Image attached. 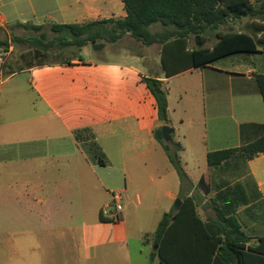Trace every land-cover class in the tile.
<instances>
[{"label": "crops", "instance_id": "obj_1", "mask_svg": "<svg viewBox=\"0 0 264 264\" xmlns=\"http://www.w3.org/2000/svg\"><path fill=\"white\" fill-rule=\"evenodd\" d=\"M251 4L259 8L263 2ZM126 16L122 0H0V33L20 30L11 28L17 23L83 24ZM262 25L264 13L231 19L221 32L261 38ZM145 48L146 54H133L141 67L81 58L71 65L3 76L0 96L5 103L30 105L24 129L0 138V264H159V256L152 255L157 252L152 235L166 213L177 212L181 195L198 198L204 220L215 218L217 204H229L249 244L264 237V154L246 160L237 153L212 168L207 162L210 152L240 148L264 133L253 127L241 135L244 124L264 127V101L256 81L264 75L263 50L167 78L161 46ZM24 74L28 77L17 78ZM143 78H157L166 88L168 126L183 147L181 162L190 181L182 190L154 137L160 126L156 102ZM130 80L138 92H129ZM103 116L107 122L100 121ZM85 128L94 133L107 167L93 162L84 143L77 142L75 132ZM130 157L138 175L134 212H126L125 194L131 189L122 183V173L132 168ZM201 178L210 184L209 194L199 188ZM114 194L122 196L119 213ZM107 208L110 221L104 222L102 210Z\"/></svg>", "mask_w": 264, "mask_h": 264}, {"label": "trees", "instance_id": "obj_2", "mask_svg": "<svg viewBox=\"0 0 264 264\" xmlns=\"http://www.w3.org/2000/svg\"><path fill=\"white\" fill-rule=\"evenodd\" d=\"M127 16L121 19H107L83 24H51L52 36L45 31L44 25L17 23L12 29H25L39 34L25 37L15 36L16 45H28L30 50L19 57L6 58L0 64L4 77L20 73L32 67L45 65H71L75 58L63 57L62 51L69 50L73 55L89 45L116 44L129 36L144 46H161V64L167 78L188 69L213 65L218 61L238 53H264V35L221 32L231 19L255 16L264 13V0L259 8H254L251 0H122ZM160 30L153 31L154 27ZM264 28V25H262ZM195 48H190L191 39ZM212 38L218 42L209 48ZM9 44L0 40V48L7 50ZM56 55L58 61H50ZM31 58L36 63L28 62ZM81 59L79 55L77 57ZM43 59V60H42ZM257 85L264 101V75L256 76ZM156 102L160 126L154 130V137L166 152L181 182V190L190 181L185 172L180 153L181 144L171 135L167 144L162 136L163 126H168V98L164 83L157 78H143ZM255 124L241 126V135ZM77 142L84 143L91 160L101 167L109 161L95 140L89 128L75 132ZM240 153L246 160L264 154V133L240 148L210 152L207 156L209 167H217L227 162L233 155ZM199 188L209 194L210 184L201 178ZM181 205L177 212L166 213L152 235L159 256V264H264V237L255 245L242 230L229 204L213 208L215 218L204 220L199 213V201L194 195L180 196ZM104 222L110 221L101 215ZM149 235L145 236L147 240Z\"/></svg>", "mask_w": 264, "mask_h": 264}, {"label": "rangeland", "instance_id": "obj_3", "mask_svg": "<svg viewBox=\"0 0 264 264\" xmlns=\"http://www.w3.org/2000/svg\"><path fill=\"white\" fill-rule=\"evenodd\" d=\"M158 30H160L159 26L153 28V31H158ZM222 30L225 31L226 27L225 26L222 27ZM42 31H45L50 36L53 35L52 32L50 31L49 25L44 26V29ZM34 34L35 35L39 34V32H35L33 30H25V29H20L16 31H12L9 29L8 34H4L1 32L0 39L9 44L7 49H9L10 47L12 48L11 49L12 51H11V54L8 60L14 57H19L22 54H26L30 50L28 45L22 46V45L14 44L13 38L15 36L25 37V36L34 35ZM215 42H216V39L212 38V40L207 44V46L211 47L212 45H214ZM101 44H102V47L98 50H95L92 45H89V46L84 47L81 52H77V54L75 55L70 53L69 50H63L61 55H63V57L75 58V60H77L78 59L77 57L80 55L82 60L85 63H91V61H94L96 63L121 64L127 67H131L135 65L141 67L139 63L140 62L139 57L133 54L143 55V54H146V51H147V49L145 48L146 46L142 45L140 42L135 41L131 37H125L124 39H122L116 44H108V43H101ZM194 44H195V40L193 38L190 41V46H194ZM3 50L4 48H0V53ZM56 55H58V52H56L55 55L51 56L50 58L51 62L58 61L56 58ZM37 61H38L37 59L31 58L28 62L36 63ZM27 77H28V74H24L21 77H17V78L21 79V78H27ZM134 82L135 81L133 80L129 81V84H128L129 92H138L136 88V84ZM29 105H30L29 102L25 104L21 101H10L8 103H5L3 99V95L0 96V138L1 137L6 138L5 136H9V132H12L14 130L24 129L25 124L28 123V119L25 113H26V108ZM118 116L119 117L124 116V112L119 114ZM108 119L109 118L107 116L105 117L103 116L100 121L107 122ZM92 123L93 122H91V127H90L91 129L93 125ZM87 124L88 122H80V125L82 126L87 125ZM128 162H129L128 164L129 168L130 166L132 168L127 170L128 171L127 175L125 172L122 173L123 174L122 183L126 181L128 184V187L131 189L127 194H125L126 201H127L126 212H134L135 207H136V198H135L136 193H134V190H136L137 188L136 179L138 175L136 174L137 172H136L135 165H134L135 160L132 162V157H130ZM115 170H116L115 168L113 171L112 169H108L109 172H115ZM148 185L151 186V184H148ZM145 200L147 201V203L153 202L152 196L149 194H146ZM209 208L211 209V206H209ZM151 229H155L154 226H152Z\"/></svg>", "mask_w": 264, "mask_h": 264}, {"label": "built area", "instance_id": "obj_4", "mask_svg": "<svg viewBox=\"0 0 264 264\" xmlns=\"http://www.w3.org/2000/svg\"><path fill=\"white\" fill-rule=\"evenodd\" d=\"M12 48L10 47L9 49L7 50H3L1 53H0V64L3 63V61L8 58L11 54V50ZM3 74L2 72L0 71V82L3 81ZM121 201H122V196L121 194H114L113 195V202H114V210L116 213H119L121 210H122V204H121ZM110 215V211L107 209H103L102 210V216L103 217H107Z\"/></svg>", "mask_w": 264, "mask_h": 264}, {"label": "water", "instance_id": "obj_5", "mask_svg": "<svg viewBox=\"0 0 264 264\" xmlns=\"http://www.w3.org/2000/svg\"><path fill=\"white\" fill-rule=\"evenodd\" d=\"M93 48L95 50H98L102 47V44H95V45H92ZM171 135H172V129L170 126H163L162 128V136H163V139L164 141L169 144L170 141H171ZM176 207L179 208L180 205H181V201L180 200H177L176 203H175Z\"/></svg>", "mask_w": 264, "mask_h": 264}]
</instances>
